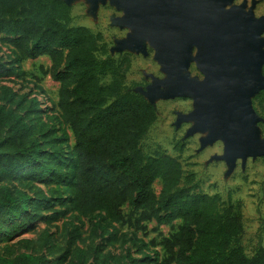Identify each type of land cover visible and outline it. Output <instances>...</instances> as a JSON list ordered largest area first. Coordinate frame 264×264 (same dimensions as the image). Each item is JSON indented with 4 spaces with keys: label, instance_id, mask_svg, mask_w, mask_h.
Returning a JSON list of instances; mask_svg holds the SVG:
<instances>
[{
    "label": "trees",
    "instance_id": "16d2710c",
    "mask_svg": "<svg viewBox=\"0 0 264 264\" xmlns=\"http://www.w3.org/2000/svg\"><path fill=\"white\" fill-rule=\"evenodd\" d=\"M72 10L65 0H0L1 41L17 62L50 57L49 73L60 83L57 119L73 136L65 152L69 135L63 131L62 138L55 137L56 126L44 121L39 97L0 85V240L40 219L51 225L69 218L64 221L66 246L57 247L47 229L38 241L39 248L61 253L58 263L72 256L79 264H264L261 239L252 256L242 243L240 202L193 192L178 158L145 152L141 143L157 121L156 103L127 84L129 56L114 58L102 33L73 25ZM100 52L106 57L99 58ZM253 104L264 116V89ZM156 180L162 185L159 193ZM81 217L91 220V235L107 243L131 241L141 252L138 240L120 234L116 224L146 232V222L155 221L153 231L161 239L151 244L163 253L156 249L139 261L130 249L116 256L99 246L82 248L77 242L84 241L83 232L76 224ZM177 220L176 232L164 236L159 231L158 226ZM24 241L23 252L5 246L0 264H53L45 251L37 253L32 240Z\"/></svg>",
    "mask_w": 264,
    "mask_h": 264
},
{
    "label": "rangeland",
    "instance_id": "374dc122",
    "mask_svg": "<svg viewBox=\"0 0 264 264\" xmlns=\"http://www.w3.org/2000/svg\"><path fill=\"white\" fill-rule=\"evenodd\" d=\"M73 5L72 16L73 25H84L95 32H100L107 43L109 54L114 58H120L122 55H128L131 60V67L127 73L126 82L133 87L135 91H144L147 86L153 83L155 78L165 79L168 73L162 70V65L155 59V48L146 43L145 52L142 49H124L117 50L118 42L126 38L133 29L130 26L121 27L114 24L113 17H122L125 11L112 5L109 0L102 2L98 0H71ZM244 4L246 9L253 8L256 17L264 15V0H233L230 5ZM0 34V85L6 84L14 90L23 93L29 92L32 96H38L42 102V117L49 125L56 126V138H62V132L69 135L68 143H64L65 152L68 145H72L73 136L68 126L57 119L58 116V92L59 82L53 80L49 71L51 69V60L48 56H40L35 59H25L15 61L12 48L1 41ZM262 48L264 49V30L260 35ZM195 53V49H194ZM99 58H105L106 55L98 53ZM14 69V73L8 74L6 71ZM48 71V73H46ZM183 76L189 79L202 80L204 74L199 70L194 60L190 61L188 67L183 71ZM110 76H103L102 81L108 82ZM165 92L169 90L168 86H162ZM157 110V121L152 125L148 134L142 140V147L147 154L160 152L170 154L180 160L185 175L190 179L189 186L193 192H204L209 194L218 193L224 200L240 202L242 205L244 233L242 243L246 253L252 256L258 246L259 239L264 245V156L248 157L246 159L237 158L234 162L226 161L220 158L224 152V143L217 139L212 143L202 144L210 134V129L189 133V130L195 125V119L180 120V114H189L194 110V100L189 96H176L172 98H163L160 96L154 99ZM252 108L258 116L257 132L259 139L264 141V116L261 115L253 104ZM179 145H184L179 150ZM50 150L51 145L46 147ZM19 184L18 180L14 181ZM49 197L55 199L54 193L50 192L49 187L41 183ZM156 193L160 192L161 181L154 183ZM58 187V186H57ZM130 208L124 207L125 214H129ZM51 211H44V214H50ZM69 218H60L48 225L44 219L37 220L29 224L20 233L11 239L2 238L0 240V255L5 254V246H12L15 253L27 250L26 239L32 240L37 253L45 251L53 264H79L77 258L69 256L63 263H58L61 256L59 252H53L52 249L45 247L39 248L38 241L47 229L51 237L58 246L67 245V235L64 230V221ZM83 232L84 241H78L77 244L87 249L89 246H99L103 248V253L112 252L119 256L131 250L132 255L139 261L145 258L144 253L153 254L154 250H161V246H153L151 240L161 239L158 232L153 231L157 226L155 221L146 222L148 230L143 232L127 225L116 224L120 234H127L128 237L137 239L138 245L143 246V252L138 251V247L129 241L126 244L121 242L107 243L101 236L91 235L92 224L88 218L81 217L76 221ZM180 220L174 222V225L158 226L159 231L168 236L178 230ZM106 236V235H105ZM33 251L32 248L28 249ZM155 264V263H152Z\"/></svg>",
    "mask_w": 264,
    "mask_h": 264
},
{
    "label": "water",
    "instance_id": "95a60500",
    "mask_svg": "<svg viewBox=\"0 0 264 264\" xmlns=\"http://www.w3.org/2000/svg\"><path fill=\"white\" fill-rule=\"evenodd\" d=\"M109 1L125 11L122 17L112 18L114 24L133 29L118 42L117 50L145 52L150 42L156 50L155 59L168 73L167 78H155L140 93L152 103L157 96L193 98L194 110L180 114L179 121L196 120L189 133L209 128L202 144L221 139V159L234 162L264 156V141L258 136V116L251 101L264 89L260 39L264 15L256 17L253 8L247 10L244 4L228 8L233 0ZM192 60L204 74L202 80L183 76ZM162 86L169 90L163 91Z\"/></svg>",
    "mask_w": 264,
    "mask_h": 264
},
{
    "label": "crops",
    "instance_id": "0c3cea01",
    "mask_svg": "<svg viewBox=\"0 0 264 264\" xmlns=\"http://www.w3.org/2000/svg\"><path fill=\"white\" fill-rule=\"evenodd\" d=\"M43 56H48V55H43ZM49 57V56H48ZM50 58V57H49ZM51 60V59H50ZM59 85H60V83H59Z\"/></svg>",
    "mask_w": 264,
    "mask_h": 264
}]
</instances>
